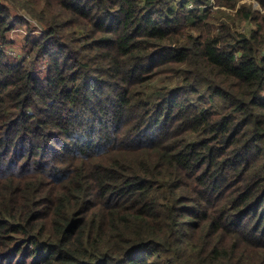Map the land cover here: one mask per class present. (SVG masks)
I'll use <instances>...</instances> for the list:
<instances>
[{
    "label": "trees",
    "instance_id": "1",
    "mask_svg": "<svg viewBox=\"0 0 264 264\" xmlns=\"http://www.w3.org/2000/svg\"><path fill=\"white\" fill-rule=\"evenodd\" d=\"M173 3L0 0V264H264V0Z\"/></svg>",
    "mask_w": 264,
    "mask_h": 264
},
{
    "label": "rangeland",
    "instance_id": "2",
    "mask_svg": "<svg viewBox=\"0 0 264 264\" xmlns=\"http://www.w3.org/2000/svg\"><path fill=\"white\" fill-rule=\"evenodd\" d=\"M143 1V0H141ZM171 6H174V0H168ZM212 2V0H209V3ZM190 5L193 6V3H190ZM188 6L189 8H192L191 6ZM13 9V15L15 17L21 16L22 18L28 20L29 25L27 23H16L15 27L11 29L8 33V40L10 41L9 45L5 47V52L11 56L12 58L16 56H25L27 53V47H26V37H36L40 32L44 29L40 24L36 22L35 19L30 17L24 9ZM243 30H245L243 28ZM17 57V58H18ZM45 71V66L43 63H38L36 66L35 73L37 75L42 76ZM179 80V77H170V78H160L157 81H155L151 86L149 91H153L155 89L160 88L161 86L165 85H173ZM211 103V105L214 108L221 109L223 104L218 98H210L208 95L205 96ZM192 99H196V96H192Z\"/></svg>",
    "mask_w": 264,
    "mask_h": 264
}]
</instances>
